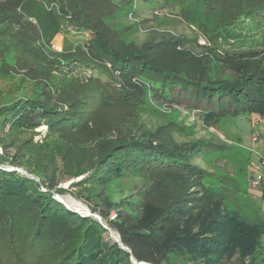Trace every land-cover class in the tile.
Returning <instances> with one entry per match:
<instances>
[{
  "label": "trees",
  "instance_id": "trees-1",
  "mask_svg": "<svg viewBox=\"0 0 264 264\" xmlns=\"http://www.w3.org/2000/svg\"><path fill=\"white\" fill-rule=\"evenodd\" d=\"M120 1L130 7L125 23L90 13L81 0H0V7L14 3L36 17L46 36L61 25L78 38L86 34L66 51L39 52L0 28V56L7 39L42 74L29 91L0 101V146L7 160L57 194L66 191L57 186L62 180L82 176L70 192L100 218L0 169V264H264V222L230 213L191 161L220 144L180 141L172 121L144 120L82 146L48 139L76 134L94 104L137 108L151 97L168 107H203L206 125L225 115L264 117V0H200L212 19L205 29L210 46L201 51L184 34L159 32L141 43L132 37L143 24L137 1L163 8L191 0ZM212 61L222 75L212 72ZM77 67L96 68L106 79L72 75ZM40 125L47 133L37 143Z\"/></svg>",
  "mask_w": 264,
  "mask_h": 264
},
{
  "label": "rangeland",
  "instance_id": "rangeland-1",
  "mask_svg": "<svg viewBox=\"0 0 264 264\" xmlns=\"http://www.w3.org/2000/svg\"><path fill=\"white\" fill-rule=\"evenodd\" d=\"M85 8L92 14L102 16L106 20H120L127 22L129 6H121L120 0H81ZM159 1V0H157ZM219 2L221 0H218ZM215 5V4H214ZM152 3L137 1L136 17L143 21V24L132 33L136 43H141L150 38H158L159 32H170L173 34H184L190 41L189 46L196 51H201L203 47L210 46L207 40L206 27L211 23L210 10L200 0L179 3L171 7H153ZM22 7L15 6L14 3L2 5L0 7V28H6L14 37L25 41L26 46H32L39 51L45 49L61 52L66 51L75 44L79 37L73 30L65 25L58 27L59 31L42 34L38 27L36 17L32 16ZM243 26H248V21H241ZM5 37V36H3ZM6 39V37L4 38ZM3 39V40H4ZM3 45L4 57L0 56V94L1 102L10 100L15 95L29 91L34 84L35 77L40 76L36 62H31V57L27 52H19L12 42L6 39ZM10 48V50H8ZM211 69L215 75H222L223 69L216 61L211 62ZM72 75L87 77L93 75L106 79L105 74L96 68L88 69L77 67L73 69ZM58 82V81H57ZM157 98L151 97V102L137 108L106 107L99 108L97 104L91 106L92 112L89 120L84 121L76 134L67 131L50 133L48 139L54 142H64L72 140L77 145L82 146L85 142L91 141L97 134L114 135L118 127L138 121L161 122L172 121L177 129L176 137L180 141L190 139H207L221 145L213 151L200 153L195 152L192 156V163L200 166L206 172L204 184L206 187L217 192V197L230 213H238L240 217L248 220L260 218L264 222V213L261 212L259 199L251 198L248 195V188L254 185L252 181L257 178V174L249 168L253 164L254 154L245 137L251 132L252 121L250 115L221 116L209 125L202 121L201 110L189 108L186 103L182 107H168L158 102ZM188 109H187V108ZM36 135L33 141L42 143L46 137L47 127L40 125L35 129ZM3 160H7L5 157ZM17 176V174H14ZM82 176L62 180L57 186L66 189L61 195L65 199L73 200L80 204L82 209L70 208L67 204H62L80 215L92 216L99 221L97 213L91 212L88 204L80 198L75 197L70 191L74 188L71 182L77 181ZM254 177V179H252ZM42 180V179H41ZM42 182H45L42 180ZM251 185V186H250ZM47 187V185L45 184ZM254 189V188H253ZM256 190H263V185L255 187ZM50 191H54L51 189ZM58 197L57 200H60ZM86 207V208H85ZM89 210V211H88ZM86 213H85V212ZM111 237L118 239L117 234L111 230ZM117 238V239H116Z\"/></svg>",
  "mask_w": 264,
  "mask_h": 264
},
{
  "label": "crops",
  "instance_id": "crops-1",
  "mask_svg": "<svg viewBox=\"0 0 264 264\" xmlns=\"http://www.w3.org/2000/svg\"><path fill=\"white\" fill-rule=\"evenodd\" d=\"M252 121L251 132L248 137H245L246 141L248 142L247 145H252L251 137L256 136L257 140L254 143V148L256 152H252L255 156L253 164L249 166L252 172H255L257 175L261 171L259 166V158H264V117H259L257 115H250L249 117ZM254 179V177H252ZM263 185V190L259 191L256 190L255 187L258 185ZM251 186V185H250ZM254 188V189H253ZM248 195L251 198L259 199L261 204V212L264 213V178H262L257 185H252L251 189L248 188Z\"/></svg>",
  "mask_w": 264,
  "mask_h": 264
},
{
  "label": "built area",
  "instance_id": "built-area-1",
  "mask_svg": "<svg viewBox=\"0 0 264 264\" xmlns=\"http://www.w3.org/2000/svg\"><path fill=\"white\" fill-rule=\"evenodd\" d=\"M256 140H257V137L256 136H252L251 137L252 145H247V147H250L251 152H256V150L254 148V143L256 142ZM0 157H4V153H3V150L1 148V146H0ZM259 166L261 168V171L258 173L257 178L252 181V184H254V185H257L259 183V181L262 178H264V158L263 157L259 158ZM0 169H3L5 171H16V172L28 177L32 181H34L38 185V189L40 191H42V192L50 191L45 186L46 183L42 182L41 178L38 175L30 173L26 169H24L23 167H21L19 165H16L14 163H11L9 161V159L8 160H0ZM50 193L52 194L53 198L58 197V195L55 192L50 191ZM113 216H114V214L111 215V218H113ZM99 221H100V218H99Z\"/></svg>",
  "mask_w": 264,
  "mask_h": 264
},
{
  "label": "bare ground",
  "instance_id": "bare-ground-1",
  "mask_svg": "<svg viewBox=\"0 0 264 264\" xmlns=\"http://www.w3.org/2000/svg\"><path fill=\"white\" fill-rule=\"evenodd\" d=\"M60 200V202H63L65 204H67L70 208H75V209H82V207L80 206V204L74 202L73 200H70V199H65L63 198L61 195H59L58 197ZM86 208V207H85ZM89 211V210H88ZM85 212V211H84ZM86 213V212H85ZM117 239V238H116Z\"/></svg>",
  "mask_w": 264,
  "mask_h": 264
},
{
  "label": "water",
  "instance_id": "water-1",
  "mask_svg": "<svg viewBox=\"0 0 264 264\" xmlns=\"http://www.w3.org/2000/svg\"><path fill=\"white\" fill-rule=\"evenodd\" d=\"M138 264H146V263H144V262H139Z\"/></svg>",
  "mask_w": 264,
  "mask_h": 264
}]
</instances>
